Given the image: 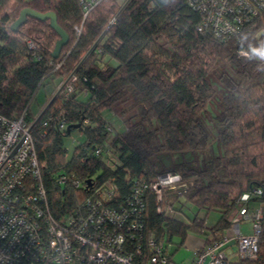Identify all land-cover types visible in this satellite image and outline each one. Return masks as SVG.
Here are the masks:
<instances>
[{
    "label": "trees",
    "instance_id": "1",
    "mask_svg": "<svg viewBox=\"0 0 264 264\" xmlns=\"http://www.w3.org/2000/svg\"><path fill=\"white\" fill-rule=\"evenodd\" d=\"M124 2L100 0L84 17L78 0H0V114L36 119L31 132L55 219L80 212L101 188H115L118 208L136 180L179 174L184 193L172 203L173 190L143 189L142 228L135 235L142 247L147 237L164 242L167 256L183 264L173 258V238L180 247L201 225L195 216H175L185 202L219 212L206 243L228 227L241 194L264 190V58L253 51L264 46V32L246 27L219 38L198 31L200 15L186 0H128L121 8ZM23 7L56 13L68 34L56 58L51 51L58 35L48 20L28 16L10 28ZM70 74L77 77L72 92H58L32 111L41 87L51 83L56 91ZM211 76L224 89L212 117L216 151L202 118L216 93ZM106 110L120 112L121 130L105 118ZM68 124L79 126L68 131ZM73 129L84 138L69 153L65 142ZM162 154L171 160L167 165ZM60 175L71 179L60 182ZM251 200L255 205L259 198ZM234 264H264V221L256 258Z\"/></svg>",
    "mask_w": 264,
    "mask_h": 264
},
{
    "label": "built area",
    "instance_id": "2",
    "mask_svg": "<svg viewBox=\"0 0 264 264\" xmlns=\"http://www.w3.org/2000/svg\"><path fill=\"white\" fill-rule=\"evenodd\" d=\"M78 1L85 17L100 0ZM186 1L200 15L197 29L201 33L229 38L246 27L264 32V0ZM75 30L80 33L81 29L76 26ZM75 84L64 94L72 92ZM64 124L62 120L59 126ZM32 126L23 115L8 118L0 114V264H177L167 256L164 242L147 237L142 247L141 235L138 239L135 232L141 233L142 228L143 189L173 190L176 196L168 201L172 203L184 193L179 174L166 172L148 181L136 180L126 200L116 202L118 208L112 205L117 201L115 188H101L94 199L81 205L80 212L58 220L49 210ZM70 179L60 175L58 180ZM71 182L80 185L78 179ZM251 196L259 198L255 205ZM234 209L229 229L194 249L191 264H234L256 258L264 221V190L241 194ZM241 221L250 222L248 233L242 231ZM231 242L236 252L231 251Z\"/></svg>",
    "mask_w": 264,
    "mask_h": 264
},
{
    "label": "rangeland",
    "instance_id": "3",
    "mask_svg": "<svg viewBox=\"0 0 264 264\" xmlns=\"http://www.w3.org/2000/svg\"><path fill=\"white\" fill-rule=\"evenodd\" d=\"M77 81V77L74 79L72 74L69 75V77H67L65 79V81H63V84H61L60 86L57 87L56 91L59 90V92L64 91L73 83H76ZM211 82L213 83L215 89H216V93L215 95L209 100L208 104H207V108L206 110L203 112L202 118L205 121L207 127L209 128L210 132H211V145L213 146L214 150H217V137H216V133H217V129L216 126L214 125V122L212 121V117L213 115H215L218 111V99L219 97L224 93V89L217 83L215 77L211 76ZM52 86L53 84H46L45 86L41 87L37 93L36 96V100L32 105V111H34L35 113H37V110L39 108V104H41L42 102H45V97H46V93L48 95V97L51 95V90H52ZM55 91V92H56ZM55 92L52 94V96L55 94ZM69 93V92H68ZM50 96V98L52 97ZM43 105V104H41ZM115 113H119L117 110H115V112L106 110L104 112V116L105 118L112 122V124L118 129L121 130L123 127V122H122V118L119 117L118 115H116ZM125 124V122H124ZM112 130V127L109 128ZM69 139L66 140L65 144L67 145L68 151L69 153L71 152V149L74 145L78 144L79 142H81L83 140V135L81 132L77 131L76 129L71 130L70 134H69ZM208 148V146H206L204 149L206 150ZM106 154V153H105ZM104 154V156H106ZM162 159L165 161L166 165L168 163H170L171 160L167 161V159H169L168 157H166L165 154H162ZM158 166L162 167L163 164L159 161L158 162ZM167 191V190H166ZM165 191V192H166ZM172 197L174 196H167V202L169 200L172 199ZM235 213V209L233 208L230 216H229V225L228 227L231 226V219L234 216ZM175 216L178 217L181 220L184 221H188L189 219H192L194 216L195 218H197V222H200L201 219V225L198 226L196 228V230L198 229L199 232H194V231H190L187 233V236L185 238V241L182 245H180V247H178V244L180 242V238L178 236H174L173 238V242L174 244L172 245V252L174 253V259L177 262H182L183 264H191V261L193 259V248H192V244L194 243V240H205V237L207 235V233H205L206 231L210 232V230L208 229V226H211L215 221H217L220 217L219 212L217 211H210L208 213H206L203 210H199L194 204L190 203V202H185L184 206L182 207V212H177L175 213ZM206 227H205V226ZM241 227H242V231L248 233V229L250 227V222L249 221H241ZM220 235H218L219 237ZM204 244V243H203ZM203 244L201 246H199L200 248L203 246ZM231 251L232 252H236V247L234 245V242H231ZM208 261H205L203 264H207Z\"/></svg>",
    "mask_w": 264,
    "mask_h": 264
},
{
    "label": "water",
    "instance_id": "4",
    "mask_svg": "<svg viewBox=\"0 0 264 264\" xmlns=\"http://www.w3.org/2000/svg\"><path fill=\"white\" fill-rule=\"evenodd\" d=\"M128 0H125V2L123 3V5L121 6V8L125 5V3ZM120 8V9H121ZM33 17L36 18L38 20L41 21H45L48 20L49 22V26L56 32V34L58 35V39L55 41L54 47L51 51V56L53 58H56L60 51H61V47L67 43L68 41V34L67 32L58 24L57 22V16L56 13L54 11L48 10L45 12H41L38 10H35L33 8L30 7H23L20 11L19 14L17 16V18L10 24V28L12 30H16L20 25H22L25 20L27 19V17ZM100 39L99 38L94 42V44L91 46V48L94 47V45L96 44V42ZM90 48V49H91ZM88 53V52H87ZM86 55V54H85ZM85 57V56H84ZM83 57V58H84ZM83 58L80 60V62L78 63V65L82 62ZM59 92V90H57L55 92V94L50 98V100L48 101V104L54 99V97L56 96V94ZM42 113V112H41ZM36 119L32 121V125L35 123ZM79 124H68L67 125V130L70 131L71 127H78Z\"/></svg>",
    "mask_w": 264,
    "mask_h": 264
},
{
    "label": "crops",
    "instance_id": "5",
    "mask_svg": "<svg viewBox=\"0 0 264 264\" xmlns=\"http://www.w3.org/2000/svg\"><path fill=\"white\" fill-rule=\"evenodd\" d=\"M117 2L119 3H122L124 0H116ZM55 91V88L52 86V90H51V95L54 93ZM49 96V97H50ZM48 98V95L46 93V97H45V100ZM45 102H42L41 104H44ZM41 104H39V106H42ZM229 227L225 228L223 232H225L226 230H228ZM204 243V240H194V243L192 244V248L193 250L196 249V248H199V246H201L202 244ZM173 258H174V255H173ZM182 263V262H181Z\"/></svg>",
    "mask_w": 264,
    "mask_h": 264
},
{
    "label": "clouds",
    "instance_id": "6",
    "mask_svg": "<svg viewBox=\"0 0 264 264\" xmlns=\"http://www.w3.org/2000/svg\"><path fill=\"white\" fill-rule=\"evenodd\" d=\"M253 51L258 52L261 58H264V46H262L260 49H254Z\"/></svg>",
    "mask_w": 264,
    "mask_h": 264
}]
</instances>
